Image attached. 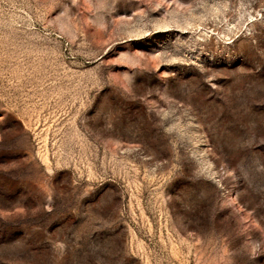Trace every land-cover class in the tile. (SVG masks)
I'll use <instances>...</instances> for the list:
<instances>
[{
  "label": "rangeland",
  "instance_id": "rangeland-1",
  "mask_svg": "<svg viewBox=\"0 0 264 264\" xmlns=\"http://www.w3.org/2000/svg\"><path fill=\"white\" fill-rule=\"evenodd\" d=\"M0 264H264V0H0Z\"/></svg>",
  "mask_w": 264,
  "mask_h": 264
}]
</instances>
